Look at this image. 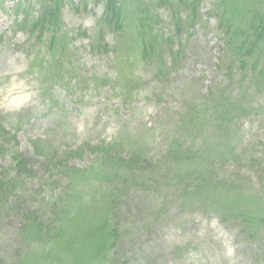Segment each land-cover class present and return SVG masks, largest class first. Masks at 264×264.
Masks as SVG:
<instances>
[{
    "label": "rangeland",
    "instance_id": "374dc122",
    "mask_svg": "<svg viewBox=\"0 0 264 264\" xmlns=\"http://www.w3.org/2000/svg\"><path fill=\"white\" fill-rule=\"evenodd\" d=\"M39 5V0H0V127L12 129L22 155L32 158L33 142L39 139L65 150L124 136L149 143L157 158L178 132L186 135L185 129L178 130L185 128L184 115L200 113L198 106L212 107L228 95L232 106L245 101L241 113L236 111L238 133L233 137L245 154L224 173L233 177L243 167L247 179L242 183L249 185L250 195L246 199L254 205L245 201L240 208L264 212V87L258 88L251 75L237 67L229 70L232 59L215 16V0L202 1L195 26L171 40L172 46L168 41L171 47L166 40L175 35L172 13L167 7L156 8L162 61L157 55L140 59L136 32L100 29L105 8L99 0H66L63 28L69 44L61 43L50 53L49 34L43 39L39 30L33 35L30 31ZM185 16L180 15L181 20ZM99 30L110 47L107 55L91 49ZM179 43L182 55L173 66L169 51L177 52ZM3 148L13 151V143ZM3 155L0 163L9 166L10 157ZM91 161L87 155L73 165L86 167ZM40 163L45 162L38 160L39 180H46ZM162 187L136 191L129 198L117 247L128 264H264V234L251 241L204 208H181L172 191ZM30 191L26 198L35 197ZM9 216L0 221V257L6 264L21 254L17 212Z\"/></svg>",
    "mask_w": 264,
    "mask_h": 264
},
{
    "label": "trees",
    "instance_id": "16d2710c",
    "mask_svg": "<svg viewBox=\"0 0 264 264\" xmlns=\"http://www.w3.org/2000/svg\"><path fill=\"white\" fill-rule=\"evenodd\" d=\"M99 1L105 8L100 29L104 31L106 26L109 32L123 35L136 32L133 39L139 46L140 59L157 55L162 61L164 51L159 41L163 36L157 33L156 8L167 7L172 13L175 35L166 40L171 47V40L195 26L203 0H159L157 4L142 0ZM39 3L30 31L33 35L39 30L38 36L43 39L49 34L48 51L55 53L61 43L66 47L69 44V35L63 28L66 0ZM215 6L219 29L232 59L229 70L237 67L242 74H250L258 88L264 87V0H215ZM182 14L185 20H181ZM178 45L177 52L168 50L173 66L182 55ZM91 49L109 54L110 47L101 30ZM228 97L221 96L212 107L198 106L200 113L184 115L185 128L178 130L185 129L186 135L179 136L178 132L157 158L152 156L149 143L124 136L65 150L39 139L33 142V157L26 158L18 151L12 129L7 132L0 127V153L10 157L9 166L0 163V221L12 218L9 212L16 211L21 239V254L12 264H128L117 249L122 240V215L129 211V198L134 192L157 191L160 184L163 190L172 191L181 208H204L219 217L221 223L238 227L240 234L251 241L264 234V212L259 207L244 212L240 208L245 201L254 205V200L246 199L250 195L245 187L249 185L242 183L247 179L243 167L233 177L224 173L233 162H242L245 154L233 142L238 133L236 111L241 113L245 101L239 105L234 101L236 105L232 106ZM8 142L13 143V151L3 148ZM87 155L92 156L88 166L73 165ZM38 160L47 163H40L46 168V180H39ZM28 189L35 197H25ZM0 264H6L2 257Z\"/></svg>",
    "mask_w": 264,
    "mask_h": 264
}]
</instances>
